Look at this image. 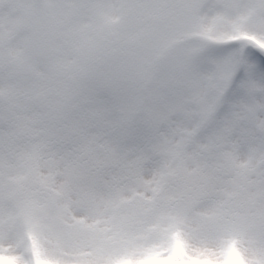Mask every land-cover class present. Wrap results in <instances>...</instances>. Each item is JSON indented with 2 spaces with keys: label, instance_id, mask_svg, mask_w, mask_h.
<instances>
[{
  "label": "snow or ice",
  "instance_id": "1",
  "mask_svg": "<svg viewBox=\"0 0 264 264\" xmlns=\"http://www.w3.org/2000/svg\"><path fill=\"white\" fill-rule=\"evenodd\" d=\"M0 264H264V0H0Z\"/></svg>",
  "mask_w": 264,
  "mask_h": 264
}]
</instances>
